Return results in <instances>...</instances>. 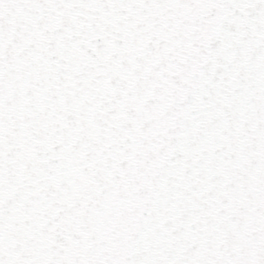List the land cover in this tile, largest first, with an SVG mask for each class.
<instances>
[{
    "label": "snow or ice",
    "instance_id": "snow-or-ice-1",
    "mask_svg": "<svg viewBox=\"0 0 264 264\" xmlns=\"http://www.w3.org/2000/svg\"><path fill=\"white\" fill-rule=\"evenodd\" d=\"M0 264H264V0H0Z\"/></svg>",
    "mask_w": 264,
    "mask_h": 264
}]
</instances>
